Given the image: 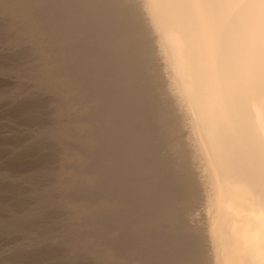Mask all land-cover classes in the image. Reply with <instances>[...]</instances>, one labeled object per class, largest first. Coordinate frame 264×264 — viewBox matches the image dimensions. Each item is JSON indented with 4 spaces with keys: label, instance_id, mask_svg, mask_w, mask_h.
<instances>
[{
    "label": "bare ground",
    "instance_id": "obj_1",
    "mask_svg": "<svg viewBox=\"0 0 264 264\" xmlns=\"http://www.w3.org/2000/svg\"><path fill=\"white\" fill-rule=\"evenodd\" d=\"M0 108V264H264V0H0Z\"/></svg>",
    "mask_w": 264,
    "mask_h": 264
},
{
    "label": "rangeland",
    "instance_id": "obj_2",
    "mask_svg": "<svg viewBox=\"0 0 264 264\" xmlns=\"http://www.w3.org/2000/svg\"><path fill=\"white\" fill-rule=\"evenodd\" d=\"M0 155H1V157H0V160L2 161V162H0V163H2V164H0V166H3V163H5L7 160H8V157H9V160L10 159H12V160H14L16 157V155H18L20 152H18V151H16V145L18 144V143H20L21 145L23 144V143H25V141L24 142H22L23 141V139L24 140H26V138L28 137V136H30L31 134V132H28V130L29 131H31L30 130V121L28 120V119H26V117H24V116H22V115H20L19 114V116H17L18 114L17 113H19V112H17V113H15V112H12V114H10L11 115V117L13 118V117H16V118H18L20 121L18 122V119L16 120V118H13V119H15L16 121H12V118L10 117V116H7L6 114V116L3 114V113H5V111L3 112L2 110H1V108H0ZM6 113L8 114V113H10V112H7L6 111ZM2 114H3V116L4 117H2ZM9 115V114H8ZM13 115V116H12ZM16 115V116H15ZM5 117H6V119L8 118V117H10V118H8V120H5ZM23 117V118H22ZM23 120H22V119ZM25 118V119H24ZM10 119V120H9ZM6 122H5V121ZM14 122V123H13ZM16 122V123H15ZM2 123V124H1ZM4 123V124H3ZM18 123V124H17ZM15 124V125H14ZM19 125V126H18ZM24 125V126H23ZM17 126V127H16ZM29 126V127H28ZM7 127V128H6ZM26 127H28L27 129H26ZM10 128V129H9ZM21 128V129H20ZM9 130V131H8ZM4 131V132H3ZM7 131V132H6ZM20 131V132H19ZM21 131H22V133H21ZM3 132V133H2ZM13 132V133H12ZM14 132H15V135H13L14 134ZM10 133H12V135L10 134ZM18 134H19V136H18ZM20 134H24L23 136H20ZM7 135H11V137H9V139H8V136ZM17 135V136H16ZM26 135V136H25ZM1 136H2V138H1ZM16 136V137H15ZM22 138V140L20 141V139ZM18 138H19V140H18ZM6 140V141H5ZM12 142H10V141ZM14 140V141H13ZM19 141V142H18ZM7 142V143H6ZM13 142H15V143H13ZM17 142V143H16ZM3 143V144H2ZM10 145H13V146H9L8 147V145L9 144ZM8 144V145H7ZM19 144V145H20ZM6 147H8V151H5L6 150ZM12 147H13V149H12ZM15 147V148H14ZM22 147V146H21ZM5 148V149H4ZM10 148V149H9ZM10 150V151H9ZM12 150H14V151H12ZM2 151V152H1ZM3 151H4V153H3ZM18 154H17V153ZM6 153V154H5ZM13 153H16V155L14 154L13 155ZM3 154H4V156H3ZM7 154H9L8 156H7V160H6V155ZM12 154V155H11ZM20 155V154H19ZM10 156H12V157H10ZM5 158V160H4V158ZM23 158V156L20 158V159H17V161H18V163H17V161H12V160H10V163H11V161H12V165H13V167H11V169H14V166H16V169L15 170H19V168H20V171H21V168H23L22 166L24 165V168L22 169V171H23V173H25L26 171H27V169H28V167H27V164H29L28 166L29 167H31V166H34V165H36V164H39L40 163V160H36L35 162L31 159V158H27L26 156H25V161H24V159H22ZM26 158H27V161H26ZM34 159V158H33ZM36 159V158H35ZM34 159V160H35ZM20 160V161H19ZM24 161V164L21 162V161ZM28 160H29V162H28ZM5 161V162H4ZM33 162L32 164H31V162ZM13 162H15V163H17V164H19L20 166H18L17 164H15V163H13ZM20 162H21V164H20ZM27 162V164H25ZM36 163V164H35ZM23 164V165H22ZM27 168H26V167ZM26 168V169H25ZM14 170V171H15ZM0 181H2V180H0ZM10 182H13V180L11 181L10 180ZM10 182H8L7 180L5 181L4 180V182L2 181L1 182V184H0V188H1V186L4 184V185H7V184H9ZM15 182V181H14ZM13 182V183H14ZM19 182V181H18ZM17 181H16V183H15V185L13 184V183H10L9 185H10V188L13 186V188H11V189H14V187H15V189L16 188H19L20 186H21V188H19V189H28L29 188V184H26V183H23L22 181L20 182V183H18ZM6 183V184H5ZM24 184H26L24 187H23V185ZM19 186V187H18ZM2 195H1V193H0V197H1ZM2 198V199H1ZM0 198V202L2 203V204H0L1 206H3V204H4V202L7 200V198H5L4 196H2ZM3 198H5V199H3ZM0 206V218H3V217H6V211L2 208ZM4 210V211H2V210ZM4 212V213H3ZM3 214V215H2ZM1 233H3L2 231H0V260H2L4 257L3 256H5L6 257V255H8L11 251H12V249L14 250V248H17V247H21L23 244H25V241H27V240H25L27 237H25V236H27L25 233V236H23L24 234H23V232H20V234H19V232H10V233H6V234H1ZM21 238H19V237ZM25 238V239H24ZM4 239V240H3ZM14 239V240H13ZM18 239V240H17ZM24 240V241H23ZM13 241V242H12ZM20 241V242H19ZM19 244H18V243ZM23 243V244H22ZM3 244V245H2ZM13 244V245H12ZM17 244V245H16ZM21 244V245H20ZM14 247H12V246ZM2 246V247H1ZM4 247V248H3ZM9 247V248H8ZM2 248V249H1ZM7 248H8V250H7ZM10 251V252H9ZM4 252H8V254H6V253H4ZM3 254V255H2ZM26 261V260H25ZM23 264H31V262H23ZM33 264V263H32Z\"/></svg>",
    "mask_w": 264,
    "mask_h": 264
}]
</instances>
